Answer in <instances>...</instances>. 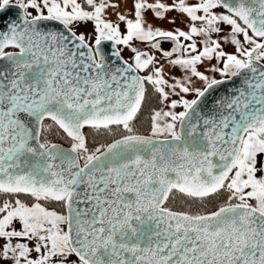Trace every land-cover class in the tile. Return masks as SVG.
Wrapping results in <instances>:
<instances>
[{"label":"snow or ice","instance_id":"obj_1","mask_svg":"<svg viewBox=\"0 0 264 264\" xmlns=\"http://www.w3.org/2000/svg\"><path fill=\"white\" fill-rule=\"evenodd\" d=\"M12 8L0 264H264V0Z\"/></svg>","mask_w":264,"mask_h":264},{"label":"water","instance_id":"obj_2","mask_svg":"<svg viewBox=\"0 0 264 264\" xmlns=\"http://www.w3.org/2000/svg\"><path fill=\"white\" fill-rule=\"evenodd\" d=\"M17 10L12 8L9 9L8 11L4 12L2 15H0V21H6L9 18H14L16 16ZM2 23H0V27H2ZM110 45H105V50L107 51ZM165 47H170V45H165ZM238 82V81H236ZM235 83V82H234ZM231 87V85H224L219 89V92H224L226 88ZM67 147V146H65Z\"/></svg>","mask_w":264,"mask_h":264},{"label":"rangeland","instance_id":"obj_3","mask_svg":"<svg viewBox=\"0 0 264 264\" xmlns=\"http://www.w3.org/2000/svg\"><path fill=\"white\" fill-rule=\"evenodd\" d=\"M170 15L175 16L176 14H175V13H171ZM180 19H181V18H178V19H177V25L183 27V25H182L181 22H180ZM153 23L158 24V25H160V26H162V27H165V28L173 27L172 25H169V24H167L166 22H162V21H155V20H154ZM80 30H81V31H91V27L88 26L87 28H81ZM228 50L231 51V49H228ZM129 55H130L129 52H127V51L124 52V56H125V58H128ZM177 75H179V73H177Z\"/></svg>","mask_w":264,"mask_h":264},{"label":"trees","instance_id":"obj_4","mask_svg":"<svg viewBox=\"0 0 264 264\" xmlns=\"http://www.w3.org/2000/svg\"><path fill=\"white\" fill-rule=\"evenodd\" d=\"M155 104V101L154 100H150L148 104L145 105V108H144V111L140 114V119L141 120H144L146 117H147V114L150 110V106ZM141 131H144L143 128L140 129ZM85 131H88L87 129ZM90 146H91V138H90ZM63 143V142H61ZM64 146H67L66 144Z\"/></svg>","mask_w":264,"mask_h":264},{"label":"crops","instance_id":"obj_5","mask_svg":"<svg viewBox=\"0 0 264 264\" xmlns=\"http://www.w3.org/2000/svg\"><path fill=\"white\" fill-rule=\"evenodd\" d=\"M120 3V10L121 11H126L131 8L132 5V0H118ZM112 19H115L114 16H111ZM90 26V25H89ZM91 27V26H90Z\"/></svg>","mask_w":264,"mask_h":264}]
</instances>
